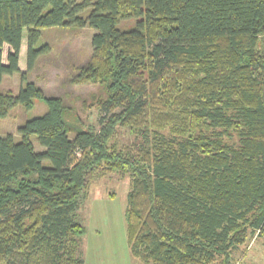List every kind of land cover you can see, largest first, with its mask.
Wrapping results in <instances>:
<instances>
[{
    "label": "trees",
    "instance_id": "obj_1",
    "mask_svg": "<svg viewBox=\"0 0 264 264\" xmlns=\"http://www.w3.org/2000/svg\"><path fill=\"white\" fill-rule=\"evenodd\" d=\"M73 24L96 30L73 81L104 85L98 130L75 131L63 99L26 81L41 29ZM15 73L0 118L47 111L0 135V264H86L78 210L112 173L130 179L127 241L145 264H235L264 236V0H0V82Z\"/></svg>",
    "mask_w": 264,
    "mask_h": 264
},
{
    "label": "rangeland",
    "instance_id": "obj_2",
    "mask_svg": "<svg viewBox=\"0 0 264 264\" xmlns=\"http://www.w3.org/2000/svg\"><path fill=\"white\" fill-rule=\"evenodd\" d=\"M128 25L124 19L119 23L120 28ZM95 33L96 30L89 24L42 28L37 47L47 45L49 49L37 57L29 71L27 30L23 33L19 66L22 71H28L26 81L35 82L48 97L63 99L68 122L74 126L75 131L89 125L98 130L105 114L97 104V97L106 95L104 85L73 81L79 68L86 65L92 56V38ZM3 51V60L7 62L8 45L4 46ZM24 84L21 73L7 74L0 82V91L11 89L18 93ZM46 111L47 104L41 99L36 101L32 109H25L20 104L14 106L8 116L0 118V135L13 134L16 139H20L19 127ZM75 131L70 136L73 137ZM120 135L122 141L133 138L127 131H122ZM31 140L37 151L45 150L36 134L31 136ZM130 188L128 177L112 173L96 183L83 200L78 218L87 228L83 240L86 264H145L132 255L127 241L125 211ZM243 249V254L238 253L236 256L235 264H264V236L256 235Z\"/></svg>",
    "mask_w": 264,
    "mask_h": 264
},
{
    "label": "crops",
    "instance_id": "obj_3",
    "mask_svg": "<svg viewBox=\"0 0 264 264\" xmlns=\"http://www.w3.org/2000/svg\"><path fill=\"white\" fill-rule=\"evenodd\" d=\"M98 264H101V263H98Z\"/></svg>",
    "mask_w": 264,
    "mask_h": 264
}]
</instances>
